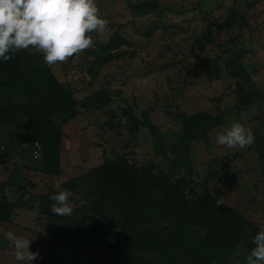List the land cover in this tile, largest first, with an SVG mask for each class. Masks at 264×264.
I'll use <instances>...</instances> for the list:
<instances>
[{
    "label": "rangeland",
    "instance_id": "rangeland-1",
    "mask_svg": "<svg viewBox=\"0 0 264 264\" xmlns=\"http://www.w3.org/2000/svg\"><path fill=\"white\" fill-rule=\"evenodd\" d=\"M96 3L100 15L108 20V28L104 34L92 33L93 48L54 65L45 63L42 54L34 49L16 52L22 61L31 56L38 58V63L47 66L77 101L71 119L54 114L50 117L62 133L58 166L48 167L56 172L47 173L44 169L43 174H34L46 176V194L50 188L58 192L70 190L73 212L71 216L56 215L64 221L40 214L46 194H32L23 203L36 211L32 227L27 230L33 250L39 252V261L32 264H78L80 259L72 254L69 232L64 229L68 218L73 217L75 225L84 217L93 216L101 226L121 218L115 206L98 201L90 180L91 171L104 160L149 167L152 173L170 181L179 178L177 172L169 171L168 160L154 151L149 131L130 126L129 115L142 120L144 112L149 114L152 125L164 133L181 129L178 115L182 113L221 116V125L190 143L193 183L188 184L184 193L193 196L200 192L201 184H206L218 203L231 207L253 225L224 262L246 264L254 247L252 238L264 225V158L260 156L264 151V0ZM10 55L8 61L0 59V139H9L11 143L19 139L18 143L28 149L31 144L33 155L24 149L15 158L23 163L27 160L38 169L42 164L44 167L43 156L37 143L33 145L32 139L26 138L30 130L25 112L16 113L13 121L2 122L16 110L12 108L14 101L22 102L25 96L17 95L15 88L9 86L15 78L9 71L11 63H15V53ZM249 91L258 93L257 98L243 111L233 109L237 94L246 95ZM96 92L97 101L92 105L91 97ZM234 122L253 130L255 142L251 146L227 148L216 143L217 133ZM198 166L207 172L202 179L196 171ZM21 172L13 170L12 179L23 189L30 187ZM107 200L106 197L104 201ZM15 205L20 208L22 203ZM44 210L50 213L51 204H45ZM165 236L166 233L161 235L160 242L166 243ZM202 258L210 264L209 258ZM3 261L20 264L12 261L8 253ZM190 261L177 249L168 251L166 257H153V264Z\"/></svg>",
    "mask_w": 264,
    "mask_h": 264
},
{
    "label": "trees",
    "instance_id": "trees-1",
    "mask_svg": "<svg viewBox=\"0 0 264 264\" xmlns=\"http://www.w3.org/2000/svg\"><path fill=\"white\" fill-rule=\"evenodd\" d=\"M20 57L15 53V63H11L9 69V74L15 78L9 86L15 88L17 95L25 96H22V102L14 101L12 108L16 110L5 116L2 122L8 123L19 111L25 112L24 119L30 130L28 136L38 144L43 156L42 171L55 173L48 167L58 166L62 133L50 117L54 114L71 119L75 115L77 101L47 66L38 63V58L31 56V59L22 61ZM97 93L91 97L92 105L96 104ZM257 96L258 93L250 91L246 95L237 94L233 109L243 111ZM129 117L134 130L143 127L149 131L154 151L168 160L169 171L180 176L170 181L152 173L149 167L138 168L109 160L93 169L90 180L98 193V201L115 206L121 218L106 226H101L93 216L82 217L75 225L73 217L65 221L71 252L80 259L78 264H153L154 256L166 257L168 251L175 249L182 256L190 257L187 264H205L202 255L209 258L210 264H224L235 245L245 240L246 231L253 225L231 207L218 203L206 184H201L200 192L193 196L184 193L188 184L193 183L190 143L221 125V116L182 113L178 115L181 129H171L166 133L152 125L147 112L141 114L142 120L132 115ZM259 140L261 143L262 139ZM10 141L0 139L2 165L11 156ZM260 156L264 158V151ZM56 193L58 191H50L43 196L40 214L64 221L52 212H44L45 204L54 203L50 196ZM106 197L108 202L104 201ZM16 208L17 205L0 197V223L7 221ZM151 223L154 224L151 226ZM160 233H166V243L160 242Z\"/></svg>",
    "mask_w": 264,
    "mask_h": 264
},
{
    "label": "clouds",
    "instance_id": "clouds-1",
    "mask_svg": "<svg viewBox=\"0 0 264 264\" xmlns=\"http://www.w3.org/2000/svg\"><path fill=\"white\" fill-rule=\"evenodd\" d=\"M107 28L108 20L100 15L96 0H0V59L8 61L12 58L10 53L34 49L48 65L63 63L93 48L92 33L104 34ZM254 142L253 130L241 122L232 123L216 135V143L227 148L244 149ZM196 171L201 179L207 174L202 166ZM70 196L68 189L51 195L50 200L54 201L51 212L71 216ZM7 239L14 249V259L20 264H32L39 258L38 251H29L32 240L11 231ZM252 244L246 264H264V225L252 238Z\"/></svg>",
    "mask_w": 264,
    "mask_h": 264
},
{
    "label": "crops",
    "instance_id": "crops-1",
    "mask_svg": "<svg viewBox=\"0 0 264 264\" xmlns=\"http://www.w3.org/2000/svg\"><path fill=\"white\" fill-rule=\"evenodd\" d=\"M30 139L29 136L26 137ZM25 139V138H24ZM6 140V139H5ZM4 141V140H3ZM8 141V139L6 140ZM23 141V140H22ZM29 141V140H28ZM19 139L13 140V142H8L9 146L12 148L11 156L6 164H0V197H4L8 202L12 204H16L17 202H21L22 206L20 208L14 209L11 216L8 218L7 221L0 223V264H3V257L5 254L8 253L12 261L17 262L13 256V247L11 242L7 239V233L9 231L13 232L17 236H21L24 238L29 239L28 236V229H31V225L33 224V215H35L36 211L35 208L32 210L30 207H27V203L23 204L25 201L29 200V197L32 194L36 195H44L47 191L46 189L47 178L46 176H35L34 174L42 173V166L40 165L39 168L33 167L32 163L26 160V163H23L19 157L15 158L20 151L25 149V153H29L33 155L34 152L33 147L31 144L28 147L25 144L21 145L22 143H18ZM36 142L33 143L35 145ZM24 153V152H23ZM33 159V158H32ZM35 163H39L38 161ZM20 169L21 171H25L23 174L24 180L26 181V185L30 187H19L16 185L14 179H12V172L13 170ZM30 172H33L30 174ZM43 174V173H42ZM45 188H42V187ZM56 188H50L49 190H55ZM33 192V193H32ZM32 210V211H31ZM30 240V239H29ZM34 245L32 242L29 245V251L37 252V250H33ZM33 261H39V259H34Z\"/></svg>",
    "mask_w": 264,
    "mask_h": 264
},
{
    "label": "built area",
    "instance_id": "built-area-1",
    "mask_svg": "<svg viewBox=\"0 0 264 264\" xmlns=\"http://www.w3.org/2000/svg\"><path fill=\"white\" fill-rule=\"evenodd\" d=\"M38 146V144H36ZM39 147V146H38Z\"/></svg>",
    "mask_w": 264,
    "mask_h": 264
}]
</instances>
